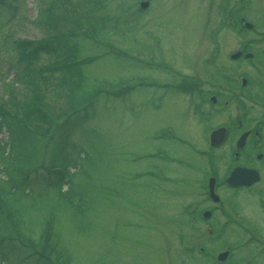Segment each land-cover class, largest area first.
Segmentation results:
<instances>
[{"label":"rangeland","instance_id":"rangeland-1","mask_svg":"<svg viewBox=\"0 0 264 264\" xmlns=\"http://www.w3.org/2000/svg\"><path fill=\"white\" fill-rule=\"evenodd\" d=\"M140 1L148 3L144 12L139 10ZM218 3L6 0L1 6L0 106L9 108L12 99L23 100L28 80L40 97L30 101V108L43 106L40 99L50 110L64 107L70 94L68 73L77 69L68 70L60 64L62 56L46 52L25 61L16 45L21 40L34 45L55 32L74 41V58L83 59L78 65L83 76L79 97L105 84L104 91L93 96L92 117L71 137L83 153L74 156L69 169L75 172L73 182L83 190L87 210L75 216L68 206L56 205L54 190H43L35 195L36 209L17 218L22 226L32 220L37 233L38 222L52 206L55 229L70 264H208L212 257L216 264L217 253L225 251L223 244L232 249L225 264H264V191L259 192L264 189V157L256 165L262 178L253 189L232 194L220 187L217 204L202 201L201 196L210 176L203 174L221 173L231 146L227 142L213 157L207 134L242 114L236 109L237 95L244 100V127L257 126L264 144V103L260 101L264 98V50H259L264 47V0L245 2L242 13L257 32L244 30L240 37L231 27L221 28ZM217 28L221 31L214 55L212 39ZM241 43L249 44L253 59H228L242 49ZM212 54L220 72L205 64ZM178 74L189 82L200 80L203 93L220 92V100L224 97L220 107L226 108L220 111L206 105L195 110L199 103L193 91L186 94L162 84L174 81ZM217 74L230 75L237 89L226 94L225 87L210 85V79L219 80ZM244 75L249 82L246 91L239 87ZM120 84L129 89L121 93ZM108 87L118 95L108 94ZM166 128L170 136L159 133ZM6 138L5 132L0 134L1 141ZM157 153L160 156H149ZM208 155L215 159L209 162ZM185 206L190 212L213 206L210 225L193 223ZM180 231L185 236L183 244L189 243L190 248L201 243L207 255H198L193 247L191 261L183 259L184 254L179 257L176 235ZM30 233L25 229L27 236Z\"/></svg>","mask_w":264,"mask_h":264},{"label":"trees","instance_id":"trees-1","mask_svg":"<svg viewBox=\"0 0 264 264\" xmlns=\"http://www.w3.org/2000/svg\"><path fill=\"white\" fill-rule=\"evenodd\" d=\"M5 1L0 0V8ZM64 34L55 32L53 36L40 39L34 45L25 40L16 42L21 48L19 55L25 61L35 59L39 52H46L59 58L62 56L61 66L68 70L71 68V71L77 70L71 75L68 73L70 94L62 109L50 110L41 99L43 106L35 104L30 108V101L34 100L35 103L40 97L33 92L28 80L24 81L26 95L23 100L12 99L9 108L0 106V134L5 132L7 135L5 141L0 140V264H12L15 260L22 264H70V258L60 245L61 240L55 229V212L52 206L42 216V222H38L37 233L34 232L32 220H27L28 223L25 221L24 226L17 220L24 212L30 213L36 209L35 195L39 196L43 190H54L55 196H58L56 205L68 206L75 216H82L87 210L81 197L83 190L77 186L78 183L73 182L75 172L69 169L74 165V156L83 153L81 148L75 146L71 137L92 117L93 96L103 92L105 84L95 86L97 93L89 92L85 97H79L83 76L78 65L83 59L75 60L77 44L68 41ZM219 75L217 74L219 80L234 88L232 79ZM189 81L191 80L185 77L174 80L178 89L180 84H185V88L191 85L194 87L195 82ZM213 81L218 80L214 78ZM121 87L124 89L121 93L129 89L122 85ZM168 87L167 85L166 88ZM110 89L108 87L106 90L108 94L118 95ZM149 156L160 155L157 153ZM208 156L209 162L215 159L213 155ZM185 210L193 223L202 221L200 210H195L193 217L188 206ZM25 229L31 232V237L25 234ZM176 237L177 246L180 247L179 257L184 254L183 259L188 258L191 261L194 249L198 250V255H207L205 250H201V243H196L194 249L188 248L187 242L183 244L185 236L181 231L177 232ZM207 261L208 264H214L213 259Z\"/></svg>","mask_w":264,"mask_h":264},{"label":"flooded vegetation","instance_id":"flooded-vegetation-1","mask_svg":"<svg viewBox=\"0 0 264 264\" xmlns=\"http://www.w3.org/2000/svg\"><path fill=\"white\" fill-rule=\"evenodd\" d=\"M246 1L247 0H219V3H218L219 15H224V16H228L230 14H238L240 16L243 15L242 11L245 9V5L244 4H246L245 3ZM239 18H240L239 20L241 21V19H244L245 17L244 18L239 17ZM240 27H241V25H240ZM240 27H238L236 29V31L241 33L243 30H242V27L241 28ZM249 30H251V32H257L255 30L253 24H252L251 29H249ZM241 47H242V49L244 48L242 43H241ZM247 47H250L249 44L247 45ZM242 49L241 50H236V51L240 52V56L238 57L237 61L243 59V56H244V54L246 52L252 53V58L251 59H253L254 55H253L252 49H248L247 51H242ZM259 50L263 51L264 47L259 49ZM209 63L212 64L211 62H209ZM210 64L206 63L208 69H210V67L212 66ZM215 71H217V68L215 69ZM218 72H219V69H218ZM218 85L219 86L221 85V86H223V87H225L227 89L229 88V86L227 84H223V83L221 84L219 81H218ZM245 88L246 87L244 86L243 90H245ZM227 91H225V92L227 93ZM206 93L209 96H213L215 98V100H212L214 102H210L213 107H217V110H220V111H223V108H226V106L221 108L220 107L221 102H219L217 100V97L219 96L220 92H214L211 89H209V91H207ZM256 95L257 94H254L255 97H256ZM237 97H238V99H237L238 103H237V106L235 105L236 109L238 110V112L239 111H243L242 109H243V101L244 100L239 95H237ZM207 100L210 101L209 98H207ZM260 101L262 103H264V98H261ZM206 105H207V103H202V104L200 103L199 106L195 107V110H198V109L200 110L201 108H203ZM245 131H246L245 129H241V122L238 121V130H236L235 133L231 137L229 136L230 132H228V135L225 136V141L224 142L226 143V140L231 139L232 143L235 144V141L237 140V138L241 135V133H243ZM261 138H263V137L259 136L257 132L250 131L249 135L247 136V138L245 140L244 146L241 148V150H238V151L234 150L233 151V154H234L233 161L234 162H232L229 171L233 167H245V168H249V169H255L258 172V174H259V181L261 180L262 175H261L260 169H258V167L256 165H258V163L261 162V160L264 157V153L261 152V151H258L259 148L261 147V144L258 143V141L255 140V139H261ZM223 145L224 144L222 143L221 146H219V147H222ZM259 155H260V158H259ZM229 171H227V172L229 173ZM228 173H226L225 177L227 176ZM224 178L221 179V183H218L217 181H215V186H216L217 183L221 185L222 181L224 180ZM258 183L259 182L254 183V184H252L250 186H239L237 188H231V189H227V190L232 191V193H237V192H240L241 190L251 189L254 186H256ZM263 191H264V189L259 191V192L262 193Z\"/></svg>","mask_w":264,"mask_h":264},{"label":"water","instance_id":"water-1","mask_svg":"<svg viewBox=\"0 0 264 264\" xmlns=\"http://www.w3.org/2000/svg\"><path fill=\"white\" fill-rule=\"evenodd\" d=\"M144 6V5H142ZM237 57V54H234L231 56L232 59H235ZM245 135H242L240 139L236 142V146L239 147L241 145L242 140L244 139ZM209 144L210 146H215L221 142V140L224 138V129L220 128L217 129L213 132H211L209 136ZM257 180V174L252 171V170H245L242 168H236L233 169L232 172H230L229 176L226 178L225 182L229 186H238V185H249L252 182ZM209 188V196L213 198L214 200L216 199L215 196L213 195V189H212V180H209L208 184ZM204 215H207V213H204ZM225 253L219 254L217 256V259H223Z\"/></svg>","mask_w":264,"mask_h":264}]
</instances>
